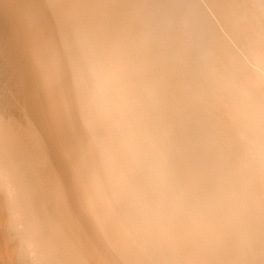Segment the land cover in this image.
I'll return each mask as SVG.
<instances>
[{
	"label": "bare ground",
	"instance_id": "6f19581e",
	"mask_svg": "<svg viewBox=\"0 0 264 264\" xmlns=\"http://www.w3.org/2000/svg\"><path fill=\"white\" fill-rule=\"evenodd\" d=\"M0 264H264V0H0Z\"/></svg>",
	"mask_w": 264,
	"mask_h": 264
}]
</instances>
